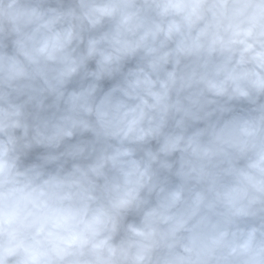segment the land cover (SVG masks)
I'll list each match as a JSON object with an SVG mask.
<instances>
[{
  "label": "clouds",
  "instance_id": "1",
  "mask_svg": "<svg viewBox=\"0 0 264 264\" xmlns=\"http://www.w3.org/2000/svg\"><path fill=\"white\" fill-rule=\"evenodd\" d=\"M0 264H264V0H0Z\"/></svg>",
  "mask_w": 264,
  "mask_h": 264
}]
</instances>
